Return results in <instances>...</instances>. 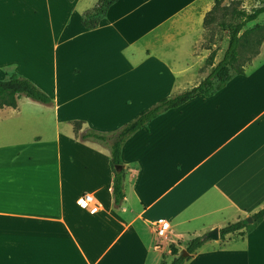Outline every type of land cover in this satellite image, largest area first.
I'll return each mask as SVG.
<instances>
[{
  "label": "crops",
  "instance_id": "0c3cea01",
  "mask_svg": "<svg viewBox=\"0 0 264 264\" xmlns=\"http://www.w3.org/2000/svg\"><path fill=\"white\" fill-rule=\"evenodd\" d=\"M210 2L118 0L88 30L81 18L97 0H0V80L13 68L43 90L56 129L51 159L28 152L44 147L35 141L0 145V264H169L168 248L183 250V237L264 207V41L244 75L165 112L125 142L119 207L108 148L75 135L74 122H82L79 133L112 134L198 85L211 69H204L210 54L196 47ZM193 7L199 29L186 15ZM75 45L79 61L66 62ZM24 99L0 108V120L20 114ZM82 193L98 203L93 214L75 204ZM159 219L171 225L160 241ZM184 264H264V220L244 236L206 242Z\"/></svg>",
  "mask_w": 264,
  "mask_h": 264
},
{
  "label": "trees",
  "instance_id": "16d2710c",
  "mask_svg": "<svg viewBox=\"0 0 264 264\" xmlns=\"http://www.w3.org/2000/svg\"><path fill=\"white\" fill-rule=\"evenodd\" d=\"M118 0H97L95 6L83 13L81 24L83 28L91 30L98 26L101 19L105 16L107 10ZM223 0H214L212 9L206 13L203 19V26L207 27L214 23V13L217 9L224 10L223 15H229L235 19L234 23H222L226 29L227 47L222 58L214 64V53H211L206 63L211 67L208 75L196 86L189 88L174 96L163 98L150 108L146 109L131 121L125 123L121 128L112 134L100 133L87 129L81 133L82 122H75L74 131L79 142H92L108 148L109 164L113 174L112 195L115 207H119L124 200V168L121 160V151L125 142L137 131L144 128L152 120L165 112L177 109L186 102L198 97H209L223 89L227 83L236 76L244 75V66L239 65V50L243 44L248 43V36L255 38L256 51L253 56L258 54L259 48L264 41V26H254L253 28L243 29L247 24L255 21L259 16L264 14V4L246 12L232 7L230 11L221 7ZM228 11V13H227ZM21 97L31 99L35 102L48 105L51 98L35 85L28 78L20 75L16 71L7 73L5 80H0V108H15L17 100ZM251 223L242 219L230 223L219 230V238L222 239L228 234L238 233L244 236L251 232L259 223L264 220V207L250 216ZM210 241L203 237H194L190 240L184 250H178L175 246H170V255L172 261L169 264H184L190 257L200 249L206 242ZM183 251L187 253L183 256ZM165 264V263H162Z\"/></svg>",
  "mask_w": 264,
  "mask_h": 264
},
{
  "label": "rangeland",
  "instance_id": "374dc122",
  "mask_svg": "<svg viewBox=\"0 0 264 264\" xmlns=\"http://www.w3.org/2000/svg\"><path fill=\"white\" fill-rule=\"evenodd\" d=\"M210 3L213 7L214 0ZM263 4L264 0H223L221 3V7L228 9V11H230L231 8L234 7L249 13L255 8L262 6ZM223 13L224 10L219 8L214 13L215 20L213 24L205 27L203 26V23H201V27L203 28L202 37L196 46L199 50H206L208 52V55L214 53V63L222 58L227 47L226 29L222 27V23L230 24L235 22L234 18L229 15L224 16ZM186 15L193 18L191 26L193 28L199 29L200 21H198V18L195 19L196 15H198L197 7L189 9ZM186 20L187 19L183 21L182 19L179 20L178 24H180L182 21L181 28H186L188 23ZM254 26H264V14L259 16L255 21L247 24L242 32H244L246 29L253 28ZM184 31L186 30H182L180 32ZM248 38V43L243 44L239 50L240 52L238 64L243 65L244 67L251 63V59L254 57L253 54L257 49L254 43L256 39L253 38L252 35H249ZM75 48L78 49L79 46L75 45L71 49L69 48V54H65L67 57L65 60L66 62L75 63L79 61L80 55L77 56L73 54ZM104 57H108L109 59V55H105ZM208 66V63H206L205 61L204 69H208ZM10 71H13V68L7 70L6 73ZM24 100L25 102L21 105V109L19 111L20 114L16 116L6 117L5 119L0 120V145L9 146L18 143L32 144V142L35 141V143L37 144H43L44 147H31L28 152H38L40 150V154H43L45 155V157L51 159L53 158L52 144L55 141L56 129L51 117L50 110L45 105L35 102L31 99L25 98ZM68 129V127L60 124L59 132L62 135L67 136L70 133ZM206 233L207 232H204L200 235V237H204ZM191 239H193L191 236H186L182 238L181 242H179V245L182 246L183 250L186 248Z\"/></svg>",
  "mask_w": 264,
  "mask_h": 264
},
{
  "label": "built area",
  "instance_id": "2783aa9c",
  "mask_svg": "<svg viewBox=\"0 0 264 264\" xmlns=\"http://www.w3.org/2000/svg\"><path fill=\"white\" fill-rule=\"evenodd\" d=\"M75 204L81 207L83 210L89 214H93L99 208L98 203L96 202L94 196L90 193H82L81 195L75 198ZM153 230L156 238L164 240L168 237V234L171 232V225L168 221L159 219L154 222ZM160 242L157 243L156 248L160 249Z\"/></svg>",
  "mask_w": 264,
  "mask_h": 264
},
{
  "label": "water",
  "instance_id": "95a60500",
  "mask_svg": "<svg viewBox=\"0 0 264 264\" xmlns=\"http://www.w3.org/2000/svg\"><path fill=\"white\" fill-rule=\"evenodd\" d=\"M248 223H251V218L247 217L246 218ZM206 239H209L210 241H216L219 239V230L217 228H214L210 231H208L205 235ZM187 253L185 251H183V256H186Z\"/></svg>",
  "mask_w": 264,
  "mask_h": 264
}]
</instances>
